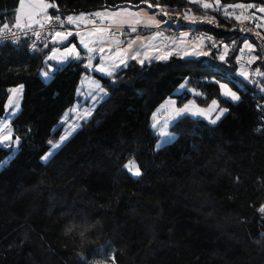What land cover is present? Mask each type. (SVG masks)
I'll return each instance as SVG.
<instances>
[{"label": "trees", "instance_id": "1", "mask_svg": "<svg viewBox=\"0 0 264 264\" xmlns=\"http://www.w3.org/2000/svg\"><path fill=\"white\" fill-rule=\"evenodd\" d=\"M47 1L57 6L53 15L64 17L118 8L117 0ZM158 3L201 12L185 0ZM18 6L19 0H0V18L13 25ZM212 17L207 29L218 36L231 38L239 28ZM49 50L0 48V119L9 90L23 85L12 121L18 151L10 159L13 150L0 147V264H82L80 254L88 264L102 256L112 264L111 255L115 264H264V124L250 91H240L238 102L221 99L227 113L216 124L188 116L174 122L175 138L159 146L151 127L158 106L185 80L207 100L218 96L211 79L219 75L202 59L179 57L131 62L114 77L94 72L107 95L44 161L89 73L84 59L72 61L56 66L47 83L41 71ZM131 159L140 177L124 168ZM101 246L102 256L95 251Z\"/></svg>", "mask_w": 264, "mask_h": 264}, {"label": "snow or ice", "instance_id": "2", "mask_svg": "<svg viewBox=\"0 0 264 264\" xmlns=\"http://www.w3.org/2000/svg\"><path fill=\"white\" fill-rule=\"evenodd\" d=\"M190 3L196 4L199 7H202L203 9H213L214 11H218L220 6V0H214V3L208 2V0H189ZM25 7V0H19V9L20 11L17 12L15 16V23L12 25V27L24 32L25 35L28 34V32H31L33 36L36 37L37 40L41 39L42 35H44L45 41H47L49 38L51 40L52 47L50 48L49 52L46 54V60L45 63L48 64L50 61H55L56 65H66L71 63L72 61H81V51L78 49L77 45L74 43H71L69 41V37L73 36V32L71 30H64V24L65 20L61 18L60 15H49L48 9L49 8H56L57 6L55 4H52L50 2H47V0H32V3L29 5V9L27 12H24ZM154 5L149 3L148 8H153ZM155 7H158L160 9V13L163 16L169 15V11L166 7L161 6L159 3L155 5ZM225 8L231 7V8H240V9H252L255 8L256 5L254 4H236V5H226ZM260 12H264V7H261L259 9ZM21 13L24 15V21L21 22ZM95 17H103V18H110L108 24H104L103 19L100 21V26H97V21L92 18H85V14H80L78 16H67L66 22L67 24L76 25L79 27L81 24L91 25L92 28L90 31H87L86 33L76 32V35L79 36V43L82 45L83 49L87 51L89 54L87 56V63H84L85 69H91L94 68L95 71H98L108 77H114L116 70L119 68L121 64L124 66H127V58H131L133 60H137L141 53L134 49V45L138 41H144L147 39L148 41H155L158 37H163V33L160 31H156L152 34L151 37L145 38L142 36H135L134 38L129 39L127 42L126 47H121L122 41L117 38V33L119 36H122L124 33L121 31V29H124L125 26L130 29L131 33H136L138 31V28H157L159 29L160 24L164 21L156 19L155 14L149 15L147 12H144L143 10L139 11H128L127 9H124L122 11H114L110 13H101L96 12L93 14ZM225 17H229L232 14L225 11L224 13ZM183 19L190 20L193 23H196L198 20L201 22L207 21L208 23H214L215 18L208 16L207 14L196 16L191 12V9L186 10L183 14ZM250 17L244 16L243 14L237 15L235 19L237 21L241 20H248ZM56 23L61 30H56L53 27V23ZM259 27V25H258ZM113 28L116 29V32L113 31ZM240 31H245V29L241 28ZM183 35H187V33H184ZM259 35V33H258ZM9 37L12 39V41L16 44H19V37L15 32L11 31V28L8 24H4L2 27H0V42L9 39ZM201 40L204 39V37L200 38ZM208 39H211L210 37ZM68 41V44H64V42ZM233 43H235L233 41ZM63 45L62 49L58 48L56 45ZM105 45H116L117 51L114 56H108L105 57L102 54L105 52ZM143 47L148 48L151 47L150 43L142 44ZM225 54L220 55L219 59L221 61H224L227 63L226 60V54H227V48L228 46L225 45ZM44 48H49V43H44ZM31 49L35 52L36 51V45L33 43L31 45ZM244 49H248L249 52L253 50V45L251 43H248L247 40L243 42V47L240 49L241 52L244 51ZM109 51H111V48H109ZM96 53H100V60L95 65L93 64V57ZM208 53H197V55H207ZM144 58L148 59V54L145 52ZM168 54L160 55L157 57V59H167ZM257 59V57H252L249 60V63H251L253 60ZM119 61L118 63L116 61ZM107 61H112L111 63H108ZM138 62L143 65L144 59H139ZM49 71L52 70L53 65L48 64ZM56 71H59V68L55 69ZM49 71H44L41 74L47 78L49 76ZM240 75L243 76L245 79H248L250 76V73L247 72L243 66H241L240 69ZM256 75H264V73H260L259 70L256 71ZM94 88L98 89L100 93H103L104 95H107V92L105 91L104 86H102L99 82L93 80L91 81ZM219 88L222 90L223 96L230 98L231 101H239L241 98L237 95L235 91H232L228 87L227 83H220ZM181 89L185 88V84H180L179 86ZM23 85L19 86V88H13L9 91L12 93H18L22 90ZM191 91L195 92L194 89ZM196 95H200V93H196ZM14 104L13 98L11 96L8 97V105L12 106ZM16 108L19 107L18 104L15 105ZM162 108H171V112L168 115V118L166 119V124H171L172 122H179L186 116H204L205 118H208L210 120L211 124H216L218 120H220L221 116L224 115L225 112H227L226 108L220 109L218 102L216 100H212L211 104L207 109L199 108L194 101H189L187 104H184L182 107H176V101L175 100H168L166 101L165 105L161 106ZM219 111V114L215 117V119H211V113L214 111ZM91 115V112H86L85 117ZM158 126L157 122V114L153 113V124L151 127L156 128ZM163 137H174V133H169L166 130L161 131L160 133ZM67 137H61V141L66 139ZM12 133L10 129V125H3L2 128H0V140L7 142L12 140ZM16 142L19 143V137H16ZM49 143H52L49 141ZM53 148H59L60 143H56L52 145ZM52 155V153H49L48 155L42 157V159L47 160L49 156ZM124 168L134 177H140L142 175L141 168L139 167L136 160L131 159L126 164H124ZM259 211L261 213H264V206L260 207ZM80 227H83V231L80 232V235L83 237L85 235V232L89 230L88 225H81ZM72 229L69 228L68 231H71ZM107 246H101L100 248L96 249L95 251L103 254L104 251H106ZM80 259L82 264H88L87 259L83 256V254H80ZM112 260V264H115V257L114 255L110 257ZM101 264H107V262H101Z\"/></svg>", "mask_w": 264, "mask_h": 264}, {"label": "rangeland", "instance_id": "3", "mask_svg": "<svg viewBox=\"0 0 264 264\" xmlns=\"http://www.w3.org/2000/svg\"><path fill=\"white\" fill-rule=\"evenodd\" d=\"M186 2L190 3L189 0H185ZM48 2V1H47ZM208 2L210 3H214V0H208ZM32 3V0H25V7H24V12H27L29 9V5ZM193 4V3H190ZM237 4H244V3H237ZM251 4L256 5L255 8L252 9H240V8H225L224 6L226 5H236V4H225L220 0V6L218 11H214L213 9H203L202 7H199L198 5V9L202 12V11H206L208 13L209 16L212 17V14L214 13H218L219 15H222L225 17L224 13L225 11L231 13L232 15L227 17L231 20H235L236 22H239V25L242 22H247L250 23L254 28L259 29V30H263L264 31V12H260L259 9L261 7H264V4H261L259 2H251ZM196 5V4H195ZM50 9V8H49ZM48 9V11H49ZM124 9H127L128 11H139V10H143L144 12H147L149 15H152L153 13L146 7L143 8H139V9H131V8H120V9H103L97 12H101V13H110V12H114V11H122ZM18 12L20 11L19 6H18ZM188 10V9H187ZM186 11V9L184 10H172L171 14L174 18L183 19L182 14ZM84 14V13H81ZM196 16L199 15L197 13H193ZM243 14L244 16H248L250 17L248 20H241V21H237L235 19V17L237 15H241ZM80 14L77 15H72V16H78ZM87 14H85V18H86ZM67 17V16H65ZM100 20L103 19V21L105 23L109 22L110 18H103V17H99ZM156 19H158L156 17ZM222 19V18H221ZM185 20V19H184ZM24 21V15L23 13H21V22L23 23ZM9 22V21H8ZM10 25V23H8ZM214 23H210V25H212ZM14 25V24H13ZM259 25V27H258ZM91 30V29H90ZM87 30V31H90ZM85 31V33L87 32ZM84 33V32H83ZM79 36H77V42H71L77 45L78 49L81 51V59L86 58L89 54L87 53L86 50L83 49L82 45H80L79 43ZM182 40L185 41H173V45H177V46H182V48L184 49V51H189L190 55H192L194 58L197 57L196 59H203V57L205 55H197V53H203V43L201 41H197V40H189L187 38H184ZM172 42V41H171ZM170 42V43H171ZM248 43H251L253 45V50L251 51L253 53V57H257V59L253 60L254 62H257L259 59L258 54H257V49L255 47V45L251 42V41H247ZM64 44H68V42H64ZM243 47V42H242V46ZM244 50H248V49H244ZM101 56L100 53H96L93 57L94 61L97 60L99 57ZM230 56V55H229ZM233 57V52H232V56ZM226 60L227 63H225L224 61H222L224 66H227L229 68H233V64H231L228 61V57L226 56ZM48 64L53 65V68L51 71H49V67ZM48 64L45 63V67L42 69L41 73L44 71H49V76L47 78H45L42 74V79L44 81H46L47 83L51 80V77L54 73V69H55V61H50L48 62ZM259 69H263L262 64L258 66ZM120 70V69H119ZM98 72V71H97ZM96 72V73H97ZM249 72V71H247ZM100 73V72H98ZM97 73V74H98ZM117 73V72H116ZM250 73V72H249ZM102 74V73H100ZM251 74V73H250ZM87 74H85L82 77V81L80 83V86L78 88V92H77V100L75 102V104L62 116L60 124L64 125L65 124V131L62 137H67L66 139H64L63 141H59L58 143H60V147L59 148H51V150L48 152L52 153V155L49 156V158L47 160L44 161H48L73 135L74 133L80 128L81 124L83 121H85L86 119H88L92 114L93 111L95 109V107L97 106V103L100 101V99L103 96V93H100L98 89L94 88V86L92 85L91 81L95 80L97 82H99L101 84V82L96 79L93 75L92 78L89 79L87 76ZM99 75V74H98ZM224 76H222V78H212V80H217L220 83H227L228 87L230 89H232V91H235L237 93L238 96L240 95V92L235 88L234 83L236 82V80L239 81H248V79H245L243 76L240 75V71H238V78H229L225 73H223ZM102 76V75H100ZM250 77V76H249ZM182 84H185L186 87L181 89L180 87H178L175 92L173 93L172 96H169L162 104H160L158 106V108L156 109V111L154 113L157 114V122H158V126L156 128H154L157 131V134L159 136V146H163L165 144H168L170 142L173 141L174 137H163L160 135L161 131H167L169 133H172L171 131V126L173 125L174 122H172L171 124H166L165 121L168 118L169 113L171 112V108H162V105H165L166 101L168 100H175L176 101V107H182L184 104H187L189 101H194L195 104L199 107V108H204L207 109L209 107V105L211 104L212 100H216L218 102L219 108L223 109L225 107H223V105L221 104V99H228L230 100V98L224 97L222 90H219V95L214 96L210 99H206V95H202L201 92L199 90H197L196 88H194L193 86L189 85V81L185 80ZM102 85V84H101ZM219 85V84H218ZM16 88H19L16 87ZM192 89L195 90V92L191 91ZM200 93V95H196V93ZM203 93V92H202ZM10 96L13 98L14 104L12 106L8 105V101L6 104V114L5 116L0 119V128L3 127V125L7 124L10 125V129H11V133H12V137L13 139L7 142H4L2 140H0V147L5 148L7 150H13V153L10 156V159H12L14 157V155L16 154V152L18 151V147H19V143L16 142V139L14 138V129L12 127V121L13 119L20 113L21 110V103H22V97H23V88L20 92L18 93H10ZM199 96H202L201 98ZM241 98V97H240ZM207 100V102H206ZM240 101V100H239ZM233 102H238V101H233ZM18 104L19 107L16 108L15 105ZM86 112H91V115L85 117V113ZM227 112L224 113L223 116H221L220 120L225 116ZM219 114V111H214L211 113V119H215V117ZM194 119H201V120H205L207 122L210 123V120L208 118H205L204 116H188ZM218 120L217 123L220 121ZM152 124H153V115H152ZM47 154V155H48ZM8 162H6L7 164ZM100 256H102V254H100ZM112 256V255H111ZM110 256V257H111ZM106 257L104 258L103 256L100 258H97V260H90V264H101V262H105Z\"/></svg>", "mask_w": 264, "mask_h": 264}, {"label": "built area", "instance_id": "4", "mask_svg": "<svg viewBox=\"0 0 264 264\" xmlns=\"http://www.w3.org/2000/svg\"><path fill=\"white\" fill-rule=\"evenodd\" d=\"M159 1L162 0H117L116 6L138 9L142 7L148 8L149 3L153 4L154 7L148 9L153 14H155V16L159 18V20L164 21L160 24L159 29L155 28L154 30L155 32L160 31L163 33V37H160L161 41L164 43H169L171 41L181 40L184 38H187L189 40L201 41L203 43L204 52L208 53L202 59L203 65L210 67V69L214 73L218 74L220 78L224 76L223 73H225L229 78H238V71H240L241 66H243L246 71H249L251 73L249 80H236L234 86L239 92L250 91L252 93V95L256 99V110L261 114V122L264 124V75H256L257 70H259L260 73H264V36H262L251 24L247 22H242L239 25V28L237 29L234 36L231 38L218 36L207 29V27L209 26V23L207 21L201 22L198 20L196 23H193L190 20H180L174 18L169 9H167L169 11V15L163 16L160 13V9L158 7H155V5ZM260 1L264 3V0ZM204 14L208 15L206 11H202L197 16L199 17ZM56 15H60L61 18L65 20L64 30H71L73 32V36L69 37V41L77 37L76 32L79 31L82 33L92 28L91 25L86 24H81L79 27H77L76 25L67 24L65 17L62 16L61 13H57L53 16ZM88 18L95 19L97 21V26H100L99 17H95L93 14H87L86 19ZM8 21L9 20L7 17L0 18V27H2L4 24H8ZM9 26L11 28V31L15 32L19 37V44L14 43L9 37V39L0 42V48L6 45L12 46L14 48L25 47L30 53H38L45 49V42L49 43V46L51 45L50 38L47 41H45L44 39V35H46V32L44 35H42L41 39L37 40L31 32H28V34L25 35L24 32L12 27V25ZM53 27L56 30H61L55 22L53 23ZM241 28L245 29V31H240ZM113 31L116 32V29L113 28ZM121 31H123L124 34L122 36H119V34L117 33V38L122 41L121 46H124L127 44L129 39L134 38L138 34L144 33L147 30L138 28V31L136 33H131L130 29L125 27L124 29H121ZM184 33H187V35H183ZM201 37H204V39L201 40ZM209 37L211 39H208ZM245 39L247 41H251L255 45L259 57V60L257 62L252 61L251 63H249V60L253 57V53L249 52V50H244L243 52L240 51L242 42H244ZM233 41L235 43H233ZM33 43H35L36 45L35 52L31 49V45ZM225 45L231 48L236 45L235 49H237L233 54V57H231L232 55L227 56L232 59L233 63H230L233 64V68L224 66L222 61L219 59L220 55H222V52H224L225 50ZM261 64L263 66V69H259L258 67Z\"/></svg>", "mask_w": 264, "mask_h": 264}, {"label": "crops", "instance_id": "5", "mask_svg": "<svg viewBox=\"0 0 264 264\" xmlns=\"http://www.w3.org/2000/svg\"><path fill=\"white\" fill-rule=\"evenodd\" d=\"M126 8V7H125ZM127 8H129V7H127ZM116 9H120V8H114V10H116ZM132 9V8H131ZM52 8H50L49 9V11H48V14L49 15H53V13H52ZM134 10V9H133ZM17 12H18V10H17ZM17 12H16V14H17ZM132 12H134V11H132ZM158 18V17H157ZM100 19V18H99ZM158 20H159V18H158ZM101 21V20H100ZM104 22V21H103ZM14 23H15V21H14ZM239 23V22H238ZM104 24H108V23H105L104 22ZM210 24V23H209ZM208 24V25H209ZM250 24V23H249ZM126 27V26H125ZM142 29H146L147 31L146 32H144V33H140V34H138L139 36H142V37H145V38H148V37H151L152 36V34L153 33H155V28L153 27V28H142ZM256 29V28H255ZM90 30V29H89ZM262 36H264V31L261 29V30H259V29H256ZM83 33V32H82ZM85 33V32H84ZM77 42V37L75 38V39H73L71 42ZM177 41V40H176ZM178 41H185V40H178ZM198 41V40H197ZM68 42V41H67ZM175 42V41H174ZM69 43V42H68ZM145 43H150L151 44V47H148V48H145V47H143L142 46V44H145ZM173 43V41L170 43H164V42H162L161 41V39H160V37H158L155 41H148L147 39H145L144 41H138L137 43H136V45H134V49L135 50H137V51H139L140 53H141V55H140V57L137 59V60H133V59H131V58H127V61H126V63H127V65L129 64V63H131V62H135V63H137V64H139V65H141L139 62H138V60L139 59H144V64L143 65H146V64H149V63H151V62H166V61H168L170 58H172V57H179V58H181V59H183V60H185V61H195V60H201V59H196L197 57H193L192 55H190V53H189V51H184V49L182 48V46H177V45H173L172 44ZM238 45V44H237ZM58 48H61L62 49V47H63V45H60V44H58V45H56ZM127 46V44L126 45H124V46H121V47H126ZM242 46V45H241ZM52 47V44L49 46V48H51ZM235 47H236V45L233 47V48H231V47H228L227 48V54H226V56H229V55H232V52H233V54L235 53V51H236V49H235ZM109 48H111V51H109ZM118 49H117V47H116V45H105V52L102 54L103 56H105V57H108V56H114L115 54H116V51H117ZM145 52H147V54H148V59H145L144 58V53ZM164 54H168V58L167 59H157V57L158 56H160V55H164ZM222 54H225V50H224V52H222ZM84 60H85V63H87V57L86 58H83ZM83 59H81V60H83ZM99 60H100V57L97 59V60H95L94 61V59H93V64L95 65L96 63H98L99 62ZM108 63H111L112 61H107ZM117 63L119 62L118 60L116 61ZM45 66V65H44ZM56 66H58V65H56L55 64V68H56ZM126 66H124L123 64H121L120 66H119V68L116 70V72L119 70V69H122V68H125ZM55 70V69H54ZM89 70V73L86 75L89 79H91L92 78V75L96 78V79H98L97 78V76H95L94 75V72H97V71H95L94 70V68H91V69H88ZM98 73V72H97ZM99 75H102V76H106V75H104V74H100V73H98ZM99 80V79H98ZM100 81V80H99Z\"/></svg>", "mask_w": 264, "mask_h": 264}, {"label": "bare ground", "instance_id": "6", "mask_svg": "<svg viewBox=\"0 0 264 264\" xmlns=\"http://www.w3.org/2000/svg\"><path fill=\"white\" fill-rule=\"evenodd\" d=\"M9 23V22H8ZM11 25V24H10Z\"/></svg>", "mask_w": 264, "mask_h": 264}]
</instances>
